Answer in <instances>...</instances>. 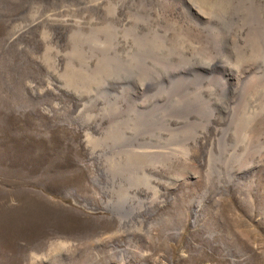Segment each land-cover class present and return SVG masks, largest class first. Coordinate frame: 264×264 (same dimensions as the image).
Instances as JSON below:
<instances>
[{
    "label": "rangeland",
    "instance_id": "1",
    "mask_svg": "<svg viewBox=\"0 0 264 264\" xmlns=\"http://www.w3.org/2000/svg\"><path fill=\"white\" fill-rule=\"evenodd\" d=\"M0 264H264V0H0Z\"/></svg>",
    "mask_w": 264,
    "mask_h": 264
},
{
    "label": "bare ground",
    "instance_id": "2",
    "mask_svg": "<svg viewBox=\"0 0 264 264\" xmlns=\"http://www.w3.org/2000/svg\"><path fill=\"white\" fill-rule=\"evenodd\" d=\"M227 88V87H226ZM228 89H230V88H228Z\"/></svg>",
    "mask_w": 264,
    "mask_h": 264
}]
</instances>
